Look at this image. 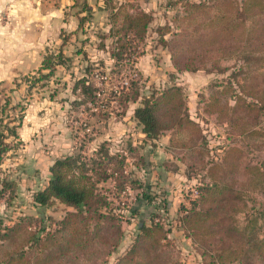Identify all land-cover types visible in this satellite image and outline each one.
<instances>
[{
  "label": "rangeland",
  "instance_id": "374dc122",
  "mask_svg": "<svg viewBox=\"0 0 264 264\" xmlns=\"http://www.w3.org/2000/svg\"><path fill=\"white\" fill-rule=\"evenodd\" d=\"M192 1L200 0H0V129L6 114H22L17 136L6 137L10 147L0 161V178L6 177L15 187L13 193L7 187L0 197V220L13 224L23 213L46 216L59 211L57 206L34 208L29 190L43 183L48 166L65 146H76L77 153L87 149L83 141L94 133L112 129L121 134L128 115L113 110L105 116L94 109L95 103L73 87L75 79L87 72L95 86L109 88L133 76L135 68L145 83L176 81L188 112L204 129L205 138L198 142L204 159L196 164L195 173L175 185L176 204L188 201L199 180L215 182L223 190L204 205L211 216L196 223L197 236L181 231L180 242L175 240L182 263L206 264L198 246L205 248L209 242L213 247L225 245L229 264H242L237 258H242L245 235L250 241L264 238V0L253 15L242 11L244 0H204L205 8L190 13L186 2ZM121 2L129 9L132 3L151 12L154 26L166 25L164 37L172 38L176 57H202L203 68L175 74L169 49L156 41L158 33L151 30L135 53L140 52L135 64L130 58H112L100 31L108 32L111 8ZM180 26L186 28L183 33ZM115 38L112 31L105 43L110 45ZM59 49L66 62L53 75L38 78L44 55ZM104 72L110 78L101 82ZM134 192L129 189L128 200L135 199ZM131 222L133 227L135 220ZM27 236L22 230L0 243V257L13 256L5 264H20L15 252Z\"/></svg>",
  "mask_w": 264,
  "mask_h": 264
},
{
  "label": "trees",
  "instance_id": "16d2710c",
  "mask_svg": "<svg viewBox=\"0 0 264 264\" xmlns=\"http://www.w3.org/2000/svg\"><path fill=\"white\" fill-rule=\"evenodd\" d=\"M186 4L190 13L194 8L206 7L204 0ZM242 4V11H253L250 12L251 15L255 9L263 7L260 0H244ZM129 5L133 8L129 9L128 5L122 2L113 6L108 32L100 31L102 44L109 48L112 58H130L135 64V58L140 52L135 53L151 30L158 33L156 41L160 44V41L164 42L166 45H162L169 49L174 69L177 70L175 74L203 68L202 57L197 59L202 63L194 58L178 59L171 44L172 38L168 40L164 37L166 25L154 26L151 12L138 9L132 3ZM87 8L90 10L89 6ZM180 27V33H183L186 28ZM112 31L116 38L108 45L105 39L107 35L111 36ZM191 52L195 53L193 49ZM66 60L67 56L61 49L57 53H46L38 68V78L53 75L58 66ZM132 71L133 76L122 79L119 76L118 79L121 80L109 88L95 86L86 72L75 79L73 87L78 88L80 94L95 103L94 109L106 112L105 116L113 110L127 112L130 104L135 102L131 118L145 133L143 141L157 137L165 129H172L174 143L188 148L183 157L186 174L192 175L195 173L196 164L202 163L205 156V152H201L198 147L200 137L203 138L205 134L200 121L195 119L185 106L182 87L172 80L169 85L145 83L141 73L135 68ZM119 72L122 73L121 68ZM108 78L110 75L106 72L101 73V82ZM5 100L7 105L10 100ZM11 109L16 110V105H12ZM22 109L20 107V111ZM11 113L6 114L8 118L3 123L4 129H0V161L3 152L10 147L6 137L17 136L16 129L21 124L22 114ZM16 120L17 123L14 122ZM0 121L3 119L0 118ZM186 124H192L194 128H189ZM138 146L129 143L124 149L125 152L123 149L111 152L103 141L91 155L75 152L54 158L48 166L47 181L35 190L33 200L41 206L59 200L75 210L67 211L62 218L21 214L13 224H5L1 218L0 243L11 239L22 230L28 232L26 243H21V247L15 252L18 258H21L20 264H182L175 240L170 236L172 228L181 229L185 235L197 236L195 231L199 226L196 223L211 216L209 207L204 205L211 198L223 193V190L217 187L215 182L199 180L194 184L196 193L188 198V204L180 201L177 209L172 211L162 186L151 183L145 176L135 175L134 169L129 167L127 153L134 157L132 164H145ZM261 163L263 164L264 160ZM260 168L261 165L258 169ZM108 181L110 184L106 185ZM7 187H10L12 193L15 190L13 182L1 177L0 197H4L9 189ZM127 188L135 191L132 194L135 199L142 198L145 203L153 205L148 216L149 222L140 217L135 200H128L131 194ZM122 198H125L123 203ZM124 220H135V225L123 229L121 222ZM127 232L130 233V240L122 245ZM246 236L242 242V258L238 256L237 259L242 264H264V238L257 240L254 237L255 240L250 241L251 238ZM213 246L209 242L205 248L198 246L204 263L229 264L223 252L225 245ZM169 252L170 258L167 257ZM206 256L210 257V262H206ZM12 258V255L8 258L0 257V264H5Z\"/></svg>",
  "mask_w": 264,
  "mask_h": 264
},
{
  "label": "crops",
  "instance_id": "0c3cea01",
  "mask_svg": "<svg viewBox=\"0 0 264 264\" xmlns=\"http://www.w3.org/2000/svg\"><path fill=\"white\" fill-rule=\"evenodd\" d=\"M138 65L141 66V64ZM140 66L139 68H141ZM159 82L160 81H158V83ZM135 105H136L135 102L130 104V109L128 110L127 119L125 120V124H122L121 134H116L115 131H113L112 129H109V132L105 134H101L99 132L94 133L92 136L85 139L84 143L86 146L85 145L84 146L87 147V149H84L81 152L82 153L87 152V155H91L99 147L100 143L103 141H105L106 145L109 146V150L111 152L117 149L124 150L126 149V146L129 143L132 145H139L138 150L145 164L144 165L141 163H139L138 165L132 164V160L134 161V157L129 156V154L127 153L126 160L130 162L129 167L135 170L137 176L140 177L145 176L148 179V181H150L151 183L161 185L163 190L166 192V195L168 196L170 194V197H168L171 206L170 208L172 211H175L177 209L178 204H176V201L174 200L175 195L173 194V192L174 193L177 192V189H175V185L178 182L185 181L187 179L186 163L184 161L183 156L188 148L178 146L174 143V141L172 140L173 139L172 129H165L157 137L147 141H143L142 139L145 137V133L143 132L140 125H138L131 118L132 109ZM109 123L112 124L113 122L109 121ZM110 127L112 128L114 127V125L112 124L110 125ZM75 147L76 146L74 145L65 146L63 148V151L60 152V154L57 155V157L65 153L67 154L75 153L74 151ZM125 151L126 150H124V152ZM47 178L48 175L45 176L43 183L40 186L29 190L31 192L30 193L32 198L31 202L34 208L39 207L41 205L37 204L33 200V193L35 192L36 189H38L39 187L43 186L46 183ZM108 183L109 181L106 182V185H108ZM98 184L102 185L101 183ZM135 204L139 208L140 217L144 218L146 222H149L148 216L152 210L153 205L145 203V201H143L142 198H136ZM55 206L59 208V211H56L54 212L55 214L50 215L54 218H62L67 211L75 210L74 207L67 205L59 200H55L52 204L46 205L45 207H51L52 209H54ZM32 215L37 216L40 214L38 212ZM131 223L133 222L129 223L128 221L124 220L121 222V227L123 229H127V227L130 226L129 224ZM181 231H182L181 229L177 227H173L170 236L174 238V240L177 239L178 242H180V238L182 235ZM130 237H131L130 235H125V239L122 242V245L127 243L130 240ZM126 238H128L127 241ZM187 239L188 238H184L185 241H187ZM187 264H191V263H187Z\"/></svg>",
  "mask_w": 264,
  "mask_h": 264
},
{
  "label": "built area",
  "instance_id": "2783aa9c",
  "mask_svg": "<svg viewBox=\"0 0 264 264\" xmlns=\"http://www.w3.org/2000/svg\"><path fill=\"white\" fill-rule=\"evenodd\" d=\"M127 190H128V192H129V188H127ZM191 190H192V193H194V194L196 193L195 188H194V187H191V189H190V194L187 195V200H188L189 197H192V195H191V194H192V193H191ZM124 199H125V198H122V199H121V203H123ZM183 203L188 204V201L183 202Z\"/></svg>",
  "mask_w": 264,
  "mask_h": 264
}]
</instances>
